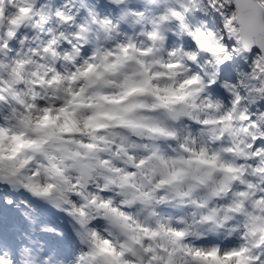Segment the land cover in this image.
I'll list each match as a JSON object with an SVG mask.
<instances>
[{"label":"clouds","instance_id":"clouds-1","mask_svg":"<svg viewBox=\"0 0 264 264\" xmlns=\"http://www.w3.org/2000/svg\"><path fill=\"white\" fill-rule=\"evenodd\" d=\"M0 264H264V0H0Z\"/></svg>","mask_w":264,"mask_h":264},{"label":"snow or ice","instance_id":"snow-or-ice-1","mask_svg":"<svg viewBox=\"0 0 264 264\" xmlns=\"http://www.w3.org/2000/svg\"><path fill=\"white\" fill-rule=\"evenodd\" d=\"M214 255V254H213Z\"/></svg>","mask_w":264,"mask_h":264}]
</instances>
